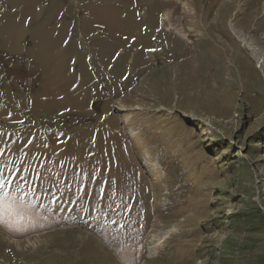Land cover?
I'll return each instance as SVG.
<instances>
[{
  "label": "rangeland",
  "instance_id": "obj_1",
  "mask_svg": "<svg viewBox=\"0 0 264 264\" xmlns=\"http://www.w3.org/2000/svg\"><path fill=\"white\" fill-rule=\"evenodd\" d=\"M263 66L264 0H0V264H264Z\"/></svg>",
  "mask_w": 264,
  "mask_h": 264
},
{
  "label": "bare ground",
  "instance_id": "obj_2",
  "mask_svg": "<svg viewBox=\"0 0 264 264\" xmlns=\"http://www.w3.org/2000/svg\"><path fill=\"white\" fill-rule=\"evenodd\" d=\"M192 33H194V32H192ZM236 33H237V32H236ZM238 34H239V33H237V34H235V35H236L238 38L241 37V36H239ZM241 42H242V41H241ZM249 47H250V46H249ZM241 49H242V48H241ZM252 55L254 56V58H256L255 53H253ZM249 59H250V58H249ZM258 61H259V60H258ZM257 63H258V62H257ZM263 67H264V66H263ZM29 241H30V240H29ZM23 243H25V242H23ZM18 244H20V243H18Z\"/></svg>",
  "mask_w": 264,
  "mask_h": 264
}]
</instances>
